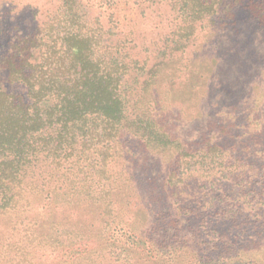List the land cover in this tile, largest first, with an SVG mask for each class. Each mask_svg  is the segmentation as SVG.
<instances>
[{
    "label": "trees",
    "instance_id": "obj_1",
    "mask_svg": "<svg viewBox=\"0 0 264 264\" xmlns=\"http://www.w3.org/2000/svg\"><path fill=\"white\" fill-rule=\"evenodd\" d=\"M237 7L264 29V0H174L180 23L165 47L184 53L207 19L219 32L228 29ZM97 27L87 22L80 0H61L50 21L19 37L0 60V220L19 218L32 194L26 178L43 157L63 175L71 162L83 176L88 171L81 165L96 171L84 192L101 207L106 249L121 264H139L151 253L159 264H175L183 252L190 264H264V111L253 109L240 135L242 126L228 119L238 100L224 99L237 89L209 78L206 107L222 105L220 113L187 121L186 101L168 92L175 81L165 87L159 72L140 83L132 101L128 77L144 68L124 46H107L108 34ZM256 76L264 80L263 71ZM5 83L25 86L27 98L5 90ZM140 208L152 215L156 237L128 216ZM191 217L198 226L188 223ZM20 243H9L14 258L32 251ZM3 252L0 264H9L11 253Z\"/></svg>",
    "mask_w": 264,
    "mask_h": 264
},
{
    "label": "rangeland",
    "instance_id": "obj_2",
    "mask_svg": "<svg viewBox=\"0 0 264 264\" xmlns=\"http://www.w3.org/2000/svg\"><path fill=\"white\" fill-rule=\"evenodd\" d=\"M80 2L85 8L89 25L95 28L100 26L102 32L108 34L105 36V44L124 46L123 52L138 63V68H144L140 74L136 72L128 77L125 88L132 101H136L141 94L140 83L153 72H159L165 87L171 78V81H175L168 92L176 91L175 97L186 101L187 121L201 112L209 111L214 115L220 113L222 105H217L216 110H208L206 107L211 100L207 98L206 91L209 78L213 81H232L237 89L236 96L231 93L224 99L238 100L233 102L235 108L230 109L228 119L242 126L240 135L245 133L253 109L264 111V80L256 76L264 72V29L247 9L237 7L233 23L228 29L220 30L224 34L219 32L220 27L213 20L200 22L197 36L191 39L185 52L181 53L170 51L164 45L177 31L180 23L173 9L174 0ZM60 7L61 0H0V60L10 54L19 37L32 35L39 26L50 21ZM166 53L169 59L171 56V61L163 58ZM192 58L212 60L213 63L216 60L217 64L214 68L201 69L191 63ZM189 73V81L181 84ZM2 87L27 98V89L23 85L5 83ZM76 167L78 165L73 162L67 164L69 172L63 175L65 170L56 169L48 158L40 157L28 173L25 182L32 193L27 196L29 203L22 205L19 218L0 220V255H6L3 252L5 250L11 253L9 264H121L106 249L109 236L101 207L95 205L84 192L90 183L96 182L95 176L89 175V172L95 174L96 171L81 165V171H88L87 176H83L85 173H78ZM73 172L75 175H72ZM141 209H130L128 216L134 217L139 229L150 231L149 235L156 237L155 233L160 230L155 227L152 231V215L148 209ZM191 218L187 220L188 223L198 226L200 221ZM120 239L123 241L124 237ZM9 243H20L27 248L30 246L32 251L28 250L26 255L14 258ZM189 255L185 256L183 252L174 263L190 264ZM155 258L156 253L147 257L143 254L139 264H159Z\"/></svg>",
    "mask_w": 264,
    "mask_h": 264
}]
</instances>
